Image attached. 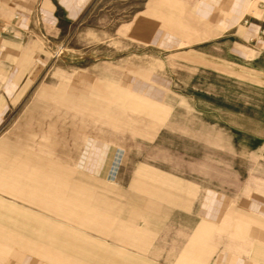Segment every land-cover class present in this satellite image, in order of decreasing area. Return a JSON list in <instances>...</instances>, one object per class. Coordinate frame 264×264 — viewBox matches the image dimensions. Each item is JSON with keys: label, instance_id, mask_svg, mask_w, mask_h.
Masks as SVG:
<instances>
[{"label": "rangeland", "instance_id": "rangeland-1", "mask_svg": "<svg viewBox=\"0 0 264 264\" xmlns=\"http://www.w3.org/2000/svg\"><path fill=\"white\" fill-rule=\"evenodd\" d=\"M188 2L94 0L81 14L76 5L49 7L53 29L39 28L29 50L19 48V63L40 67L0 124V158L40 152L86 190L68 181L53 206L28 208L0 191V219L15 216L22 231L28 222L68 225L54 227L63 240L48 246L66 264H106L93 238L116 246L91 233V196L102 217L117 206L137 220L122 264H207L219 234L200 218L206 192L225 194L234 210L264 189L263 150L247 148L264 140V59L234 35L236 21L205 17ZM0 242L10 251L0 250V264L57 262L35 243L22 246L31 250L23 260L17 239L1 231Z\"/></svg>", "mask_w": 264, "mask_h": 264}, {"label": "crops", "instance_id": "crops-1", "mask_svg": "<svg viewBox=\"0 0 264 264\" xmlns=\"http://www.w3.org/2000/svg\"><path fill=\"white\" fill-rule=\"evenodd\" d=\"M93 1L0 0V124L6 112H11L25 98L32 79V72L29 70L40 67L37 62L32 65L28 62L19 63L17 54L22 44L29 50L34 37L41 35V33L36 35L39 28L53 29L52 19L46 9L58 5H76L78 14H81ZM188 4L193 7L199 5L197 11L205 17L218 13L221 15V20L236 21L237 25L234 27L237 32L234 35L242 42L254 43L252 49L258 53L256 59H264V0H189ZM193 9L196 12V9ZM22 67L27 71H21ZM258 142V145L253 144L247 148L252 152L262 149L264 153V140ZM3 147L4 144L0 149ZM0 163L3 169L0 173V191L10 195L19 203V205L14 203L15 206L28 208V203L38 204L41 207L53 206L54 197L68 195L66 183L68 181L77 182L76 189L82 193L81 196H84L86 186L83 182L85 180L81 178L75 180L65 176L61 167L40 152L27 151L15 161L8 160L2 154ZM79 167L82 169L84 165ZM260 193L254 195L247 206L231 210L232 205L225 194L212 190L206 192L205 200L199 210L200 218L207 227L217 229L219 234L217 251L210 257L207 264H264V189ZM43 196L49 197V204L44 203ZM88 202H91L93 212L96 214L91 233L116 245H108L105 241L93 238L91 239L92 251L100 255L106 264L126 262L130 258L127 249L134 245L137 220L133 219L130 211L117 210V206L103 208L107 216L102 217V207L96 196H91ZM17 211L15 208L12 209L14 214L18 213ZM7 213H10L9 210ZM112 213H121L122 216L115 219L110 216ZM141 213L144 216L147 210H141ZM230 213H241V216H236L241 219L238 221L237 228H234L233 223L234 219L235 221L238 219L232 217ZM6 218L10 217L6 214L1 216L0 231L5 237L17 239L20 246L17 254L20 258L25 260L26 253L31 254L30 249L22 246L35 243L40 250L38 255H43L46 259L56 258L55 264H66L62 258L58 257L61 255L50 251L48 246H53L57 244L58 239H62L61 235L58 236L60 233L56 234L53 231L54 227L64 232L69 228L68 225L52 221H44L42 224L28 222V230L22 231L20 220L15 216L12 220H6ZM78 230L90 232L83 227ZM5 247L0 242V250L10 254ZM22 252H26L25 255Z\"/></svg>", "mask_w": 264, "mask_h": 264}]
</instances>
